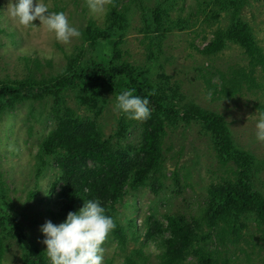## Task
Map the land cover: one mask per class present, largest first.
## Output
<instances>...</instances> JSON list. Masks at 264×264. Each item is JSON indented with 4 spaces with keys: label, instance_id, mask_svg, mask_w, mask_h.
<instances>
[{
    "label": "rangeland",
    "instance_id": "obj_1",
    "mask_svg": "<svg viewBox=\"0 0 264 264\" xmlns=\"http://www.w3.org/2000/svg\"><path fill=\"white\" fill-rule=\"evenodd\" d=\"M243 1L240 17L264 53V0ZM43 2L51 12H64L79 30L89 19L98 24L104 19L105 11L89 12L85 0ZM142 3V7H132L128 13V26L119 45L120 57L146 69L154 83L177 88L185 100L223 115L235 144L255 156L251 181L264 195V142L254 137L256 115L264 111V74L260 67L252 68L243 49L233 42L215 54L201 52L219 23L206 15L212 8H219L215 0H206L201 6L196 0H142ZM9 4L10 0H0V80L23 76L24 55L36 56L42 64L50 61L51 66L45 69L56 72L64 66L66 55H75L79 49L85 58L92 53L81 35L65 45L57 42L38 20L33 21L35 26H19L8 15ZM156 6L162 12L161 25L149 28L144 15H149ZM4 28L13 32V41ZM103 97L106 103L99 116L102 131L107 137L113 136L111 141L116 147L133 151L140 140L139 126L114 110L112 96ZM52 104V98L41 102L21 100L0 117V171L7 183V206L20 220L31 242L43 249L38 226L45 220L53 224L61 222L49 213V208L55 210V206L52 195H46L48 185L56 178L53 157L37 155L41 139L55 125L56 119L50 112ZM65 105L79 116L92 114L79 103L74 90L67 94ZM122 120L128 122V127L122 138H116L114 134ZM162 152L161 169L153 176L156 180L136 189L127 187L121 202L116 204L123 224L134 218L140 229L138 238L135 240L128 231L126 242L121 245L108 235L103 244V264H124L133 250H141L147 264H161L154 243L145 244L142 239L146 229L142 225L150 218L147 221L150 225L157 222L160 233L167 234L164 218L167 213H181L189 220L199 221V243L212 250L215 264H264V232L252 215L241 216L238 221L241 225H234L238 229L223 222L209 228L203 218L209 186L233 178L234 166L219 158L201 126L197 122H179L168 127ZM37 162L43 163L39 171ZM31 190L35 195H30ZM132 208L137 211L132 213ZM203 236L207 238L201 239ZM21 252L20 245L10 241L0 264H22ZM184 264H197L196 258L190 255Z\"/></svg>",
    "mask_w": 264,
    "mask_h": 264
},
{
    "label": "trees",
    "instance_id": "obj_2",
    "mask_svg": "<svg viewBox=\"0 0 264 264\" xmlns=\"http://www.w3.org/2000/svg\"><path fill=\"white\" fill-rule=\"evenodd\" d=\"M202 2L206 3V0H196L199 6ZM215 2L219 8H212L206 15L207 19L219 23L201 52L215 54L228 42H233L243 49L249 65L260 67L264 74L262 48L240 17L244 1ZM142 6V0H109L102 24L89 19L80 29L82 40L91 48L90 56L83 57L79 49L75 55H66L60 70L50 72L45 69L51 66L50 61L42 64L36 56L24 55L21 57L25 70L23 76L0 80V117L21 100L41 102L53 99L50 112L56 119L55 125L41 139L37 154L38 158L53 157L56 178L48 185L46 195H52L55 210L49 208V213L62 221L68 211L78 209L83 201L96 200L115 223V228L108 235L123 245L129 231L136 240L140 234L139 226L132 217L123 224L116 204L121 202L127 187L136 189L152 179L156 180L153 176L161 169L162 144L167 128L179 122H197L209 135L219 158L234 166L233 178L208 188L203 215L206 224L209 228L217 227L219 222L229 226L241 225L238 222L241 216L247 218L252 215L264 232V195L251 181L255 156L235 144L224 116L185 100L177 88H168L163 82L154 83L146 69L120 57L119 45L128 26V13L132 7ZM144 16L147 27L161 25L159 6ZM182 22L185 25V21ZM3 31L11 41L15 39L9 29L4 28ZM127 88L135 89L136 95L146 96L152 109L149 119L136 121L140 140L133 151L116 147L111 141L113 136H105L99 124V116L106 103L103 95L115 98L117 93ZM70 90L75 91L80 104L92 111L90 116H79L65 105ZM127 127L128 122L120 121L114 137L122 138ZM42 165L36 163L38 171ZM29 193L35 195L33 190ZM8 199L7 183L0 171V262L10 241L14 240L22 249V264H48L44 249L31 242L20 220L9 212ZM136 211L131 209L132 213ZM164 218L167 234L160 233L157 222L150 225L147 222L150 218L142 225L146 228L142 239L145 244L148 241L154 243L159 250L157 256L161 264H184L190 255L196 258L197 264L216 263L212 250L199 243V221L189 220L181 213H167ZM205 238L207 236L201 237ZM124 264L147 263L141 250H133L125 257Z\"/></svg>",
    "mask_w": 264,
    "mask_h": 264
},
{
    "label": "clouds",
    "instance_id": "obj_3",
    "mask_svg": "<svg viewBox=\"0 0 264 264\" xmlns=\"http://www.w3.org/2000/svg\"><path fill=\"white\" fill-rule=\"evenodd\" d=\"M107 3L109 0H85L91 13L105 11ZM7 12L22 27L35 26L33 21L38 20L57 42L65 45L81 35L64 12L49 11L43 0H10ZM113 107L127 119L140 122L149 119L152 112L148 98L136 95L133 88L117 93ZM254 137L256 141L264 142V111L256 115ZM114 228L113 218L96 200L83 201L78 209L68 211L57 224L45 220L38 226L48 264H103V244Z\"/></svg>",
    "mask_w": 264,
    "mask_h": 264
}]
</instances>
